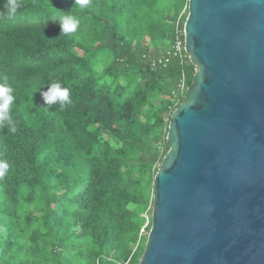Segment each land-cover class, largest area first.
I'll list each match as a JSON object with an SVG mask.
<instances>
[{"label": "trees", "instance_id": "trees-1", "mask_svg": "<svg viewBox=\"0 0 264 264\" xmlns=\"http://www.w3.org/2000/svg\"><path fill=\"white\" fill-rule=\"evenodd\" d=\"M20 3L8 19L0 0V83L13 89L17 128L0 127V264H138L186 99L178 84H193L194 64L173 54L188 0ZM65 11L79 27L60 35L48 19ZM53 81L70 105L44 104Z\"/></svg>", "mask_w": 264, "mask_h": 264}, {"label": "water", "instance_id": "water-1", "mask_svg": "<svg viewBox=\"0 0 264 264\" xmlns=\"http://www.w3.org/2000/svg\"><path fill=\"white\" fill-rule=\"evenodd\" d=\"M195 66L138 264H264V0H188Z\"/></svg>", "mask_w": 264, "mask_h": 264}, {"label": "clouds", "instance_id": "clouds-1", "mask_svg": "<svg viewBox=\"0 0 264 264\" xmlns=\"http://www.w3.org/2000/svg\"><path fill=\"white\" fill-rule=\"evenodd\" d=\"M90 3V0H74V4L79 9L85 8ZM21 7L20 0H4L3 8L8 19L15 18L19 8ZM48 20L58 22L60 25V35H68L75 33L79 27V20L72 14L71 11H65V14L60 16L50 17ZM7 81V77H4ZM13 89L5 82L0 83V127H7L12 133L17 131L16 125L10 114V108L14 103ZM45 105L59 104L63 108L66 104L72 103L70 99V90L63 87L60 82H51L47 90L41 91ZM9 169V164L6 161L0 160V177H3Z\"/></svg>", "mask_w": 264, "mask_h": 264}, {"label": "built area", "instance_id": "built-area-1", "mask_svg": "<svg viewBox=\"0 0 264 264\" xmlns=\"http://www.w3.org/2000/svg\"><path fill=\"white\" fill-rule=\"evenodd\" d=\"M182 34H183V29L182 31L177 30V34H176L175 41L173 44V54L179 56L180 58H185V57L189 58V55L185 51L184 35L182 38ZM188 88L189 87L185 86V78L182 77L180 83L178 84V89L182 92L184 90L187 91Z\"/></svg>", "mask_w": 264, "mask_h": 264}, {"label": "rangeland", "instance_id": "rangeland-1", "mask_svg": "<svg viewBox=\"0 0 264 264\" xmlns=\"http://www.w3.org/2000/svg\"><path fill=\"white\" fill-rule=\"evenodd\" d=\"M97 68H98V69H101V67H99L98 65H97ZM147 214H149V213L147 212ZM147 214L144 213L145 216H147ZM146 223H147V221H146Z\"/></svg>", "mask_w": 264, "mask_h": 264}]
</instances>
